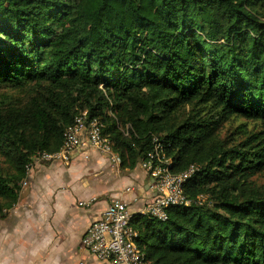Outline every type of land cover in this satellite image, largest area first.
<instances>
[{
    "label": "trees",
    "instance_id": "trees-1",
    "mask_svg": "<svg viewBox=\"0 0 264 264\" xmlns=\"http://www.w3.org/2000/svg\"><path fill=\"white\" fill-rule=\"evenodd\" d=\"M84 111L123 168L154 137L200 166L206 201L133 214L150 264H264V0H0V217ZM232 119L254 124L221 136Z\"/></svg>",
    "mask_w": 264,
    "mask_h": 264
},
{
    "label": "crops",
    "instance_id": "crops-1",
    "mask_svg": "<svg viewBox=\"0 0 264 264\" xmlns=\"http://www.w3.org/2000/svg\"><path fill=\"white\" fill-rule=\"evenodd\" d=\"M26 181L0 217V264H114L84 247L85 231L114 198L135 214L152 194L141 161L123 168L93 146L68 162L34 163Z\"/></svg>",
    "mask_w": 264,
    "mask_h": 264
},
{
    "label": "built area",
    "instance_id": "built-area-1",
    "mask_svg": "<svg viewBox=\"0 0 264 264\" xmlns=\"http://www.w3.org/2000/svg\"><path fill=\"white\" fill-rule=\"evenodd\" d=\"M103 122L97 117H88L87 111L78 114L72 124L64 130V141L57 151H41L27 165L30 172L34 163L43 161L68 162L76 154L96 147L110 154L113 161L121 162L120 155L112 149L110 139L103 134ZM153 149L141 161L151 178L152 194L145 200L141 213H149L161 220L168 219V208L172 205L201 204L208 194L193 198L185 191L186 181L200 166L191 163L182 171H173V160L158 137H154ZM26 179L22 182L25 184ZM133 213L124 200L114 198L102 216L93 221L82 237V243L90 253L114 264H150L139 247L138 230L131 224Z\"/></svg>",
    "mask_w": 264,
    "mask_h": 264
},
{
    "label": "rangeland",
    "instance_id": "rangeland-1",
    "mask_svg": "<svg viewBox=\"0 0 264 264\" xmlns=\"http://www.w3.org/2000/svg\"><path fill=\"white\" fill-rule=\"evenodd\" d=\"M10 91V90H7ZM245 123L244 126H247L248 128H252V125L254 124L253 121L250 120H246V119H232L230 121H227L221 128V136H225L226 134H228L231 131H237L238 127L240 124ZM237 127V128H236ZM239 130V129H238ZM239 131H237V133H235V137L239 138ZM0 164H4V158L3 156L0 154ZM255 182L257 184L263 185L264 186V172L259 173L255 176L252 177Z\"/></svg>",
    "mask_w": 264,
    "mask_h": 264
}]
</instances>
